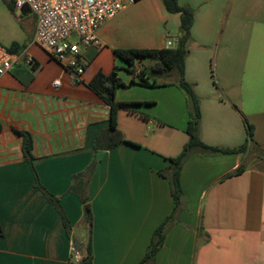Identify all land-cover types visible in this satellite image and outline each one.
Returning a JSON list of instances; mask_svg holds the SVG:
<instances>
[{
  "label": "crops",
  "instance_id": "crops-1",
  "mask_svg": "<svg viewBox=\"0 0 264 264\" xmlns=\"http://www.w3.org/2000/svg\"><path fill=\"white\" fill-rule=\"evenodd\" d=\"M178 2L195 11L185 80L200 100L201 140L212 147L243 146L246 118L255 143L229 155L195 151L184 161L183 205L146 264H264V0ZM180 26V14L168 13L162 0H137L100 27V47L81 48L85 69L74 80L70 58L60 62L35 42V16L0 0V44L33 59L30 66L20 59L0 77V264H77L89 238L93 264L143 261L174 209L162 172L189 141L190 98L177 73L164 80L166 87L118 89V101L152 104L119 111L118 130L134 145L96 152L111 109L87 83L116 67L129 83L132 75L114 51L167 48ZM14 129L32 134L33 167ZM240 166L241 175L224 179ZM34 171L59 200L69 229L36 186ZM80 174L88 180L90 233L84 205L72 191Z\"/></svg>",
  "mask_w": 264,
  "mask_h": 264
},
{
  "label": "trees",
  "instance_id": "trees-1",
  "mask_svg": "<svg viewBox=\"0 0 264 264\" xmlns=\"http://www.w3.org/2000/svg\"><path fill=\"white\" fill-rule=\"evenodd\" d=\"M10 10H14L13 0H6ZM165 9L170 14H180L181 26L179 44L176 48H163V49H139V48H127L116 49L114 51L116 58L121 60L126 66L123 68L128 74L132 75V79L129 83L125 82L119 75L121 68L116 67L109 75L103 72H98L93 79L87 83V87L94 93L102 98L106 105L111 109L110 127L107 130L101 131L94 142V149L99 151H111L118 146L127 143L133 144L127 141L123 134L118 130V114L121 109L135 111V108L140 105H151L152 103H136V102H122L116 98V93L120 88H126L130 86H142L146 88H160L168 86L164 82L172 73L179 75L178 86L183 89L189 96L191 102V114L190 120L187 125V133L189 135V141L184 146L182 152L175 158H171V167L167 172H162V175L170 181L172 195L174 198V209L169 218L161 224L155 231L149 249L140 264H146L150 261H154L156 253L160 250L164 243L165 235L174 221L176 213L181 209L183 205V191L180 183L181 169L184 161L195 151L204 153H219V154H236L245 152L249 145L254 144V127L249 121L244 118L247 131V142L245 145L237 148H220L212 147L205 144L199 136V125L201 119L200 100L195 93L194 87L185 80V60L188 54V44L192 39L191 29L194 22L195 11L189 7L182 6L178 0H162ZM17 46L12 47L15 49ZM154 59L152 65L146 66L144 63L139 68L136 67L138 63L144 59ZM37 69V66L34 67ZM165 75L162 79L161 76ZM14 133L23 139V153L25 159L33 167L34 156L32 154L34 147L33 136L29 131L14 129ZM134 145V144H133ZM96 164L94 163L88 170V174L93 173ZM244 167L240 166L234 172L226 175L224 179L239 176L243 173ZM35 172V171H34ZM36 186L43 190L48 200L55 206L59 215L64 221L66 228L69 229L68 221L60 206L59 200L48 193L40 184L39 178L34 173ZM85 175L80 174L76 176V183L72 187V191L79 195L82 204L84 205V219L86 227L91 232L92 227V211L89 204V196L87 193L88 180L85 179ZM77 264H93V255L91 249V241L86 246V252L82 256L81 260Z\"/></svg>",
  "mask_w": 264,
  "mask_h": 264
},
{
  "label": "built area",
  "instance_id": "built-area-1",
  "mask_svg": "<svg viewBox=\"0 0 264 264\" xmlns=\"http://www.w3.org/2000/svg\"><path fill=\"white\" fill-rule=\"evenodd\" d=\"M137 0H13L17 10L27 9L37 21L35 42L48 54L67 63L74 80L84 73L80 57L82 47L102 45L98 30L108 20L115 18ZM179 38L167 40V48H176ZM20 59L27 66L33 59L16 54L0 44V77L7 74ZM60 82H54L59 86ZM79 259L78 256L75 257Z\"/></svg>",
  "mask_w": 264,
  "mask_h": 264
},
{
  "label": "rangeland",
  "instance_id": "rangeland-1",
  "mask_svg": "<svg viewBox=\"0 0 264 264\" xmlns=\"http://www.w3.org/2000/svg\"><path fill=\"white\" fill-rule=\"evenodd\" d=\"M142 62H143L144 64L147 63L148 65H152V64L154 63V59L147 58V59L142 60ZM136 67L138 68V65H136ZM165 81H168V80L165 79ZM263 131H264V130H263ZM75 235H76V237H78V233H76Z\"/></svg>",
  "mask_w": 264,
  "mask_h": 264
},
{
  "label": "water",
  "instance_id": "water-1",
  "mask_svg": "<svg viewBox=\"0 0 264 264\" xmlns=\"http://www.w3.org/2000/svg\"><path fill=\"white\" fill-rule=\"evenodd\" d=\"M77 245H80V244H78V242H77Z\"/></svg>",
  "mask_w": 264,
  "mask_h": 264
}]
</instances>
